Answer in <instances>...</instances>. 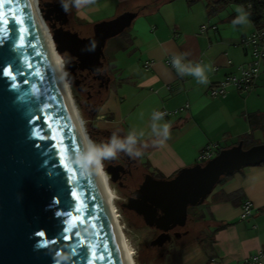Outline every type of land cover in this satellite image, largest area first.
Wrapping results in <instances>:
<instances>
[{
  "label": "water",
  "instance_id": "obj_1",
  "mask_svg": "<svg viewBox=\"0 0 264 264\" xmlns=\"http://www.w3.org/2000/svg\"><path fill=\"white\" fill-rule=\"evenodd\" d=\"M36 5L57 53L73 58L67 79L74 86L77 69L100 72L107 40L137 15L125 10L80 36L64 27V1ZM52 13H58L53 22ZM42 34L29 0H0V264H129L78 126L83 119L73 97L78 118L72 111ZM85 140L94 145L88 131ZM261 162L264 144L244 147L240 139L171 177L148 174L123 206L163 230L152 241L160 245L165 231L184 225L188 206L202 204L222 175Z\"/></svg>",
  "mask_w": 264,
  "mask_h": 264
},
{
  "label": "crops",
  "instance_id": "obj_2",
  "mask_svg": "<svg viewBox=\"0 0 264 264\" xmlns=\"http://www.w3.org/2000/svg\"><path fill=\"white\" fill-rule=\"evenodd\" d=\"M60 1L77 24L91 29L125 10L138 11L126 38L111 48L119 63L101 105L109 112H99V107L97 119L127 135L134 133L150 169L170 176L198 162L207 145L218 151L245 134L251 140L264 135V72L249 89L229 86L218 97L209 95L212 85L251 58L240 38L255 25L249 18L245 25H233L239 5L227 4L212 13L211 0ZM170 56L181 57L190 67L199 64L204 82L167 65ZM158 109L175 110L159 121L170 130L162 143L151 129ZM245 201L251 204V215L240 218ZM201 210L212 233L207 264H244L253 255L259 256L255 264H264V162L245 165L222 180Z\"/></svg>",
  "mask_w": 264,
  "mask_h": 264
},
{
  "label": "flooded vegetation",
  "instance_id": "obj_3",
  "mask_svg": "<svg viewBox=\"0 0 264 264\" xmlns=\"http://www.w3.org/2000/svg\"><path fill=\"white\" fill-rule=\"evenodd\" d=\"M59 1L60 0H55L54 2ZM66 12L68 21L64 27L74 30L70 27L71 15L67 7ZM57 15L58 13H52L50 15L52 22ZM72 59V57H69L66 60L69 62ZM75 79L79 81V84L75 86V88L83 96V98L81 95L79 96L81 108L86 110L88 116L98 113V109L105 99V91L109 90L111 82V77L105 65L100 69V72L81 71L77 69L75 72ZM107 79H109V82L106 88L105 81ZM114 133L122 140L128 136L121 127L116 126L93 130L94 137L98 144L110 142ZM135 147L140 150L138 145ZM102 160L104 161V167H108L112 172V179H110V181L121 196L119 206L128 224L136 228L148 229L150 232L149 238L141 243L138 251L137 256L140 260L144 263L173 264L176 256L185 246L197 243L203 238L199 226L201 220L199 221L198 217L197 219L196 217L193 218L188 216L184 225H175L165 231L168 237L167 235L164 236L165 240L162 244H153L152 241L163 233V230L147 226L140 215L134 210L124 207L123 204L126 203L129 198L135 196V191L139 188L148 174L155 178H163L164 176L150 169L144 159V154L137 159H132L123 152H119L114 159L102 157Z\"/></svg>",
  "mask_w": 264,
  "mask_h": 264
},
{
  "label": "rangeland",
  "instance_id": "obj_4",
  "mask_svg": "<svg viewBox=\"0 0 264 264\" xmlns=\"http://www.w3.org/2000/svg\"><path fill=\"white\" fill-rule=\"evenodd\" d=\"M38 1L41 2V1H55V0H38ZM229 5H235V6L239 5L240 6V4H237L236 2H231V3H229ZM70 22H71L70 27L73 28L74 31H77L80 36H87L90 34L91 27L89 25H83V24L79 25L73 20L72 17H71ZM129 27H127L119 35L108 39L106 42V45L104 47V53L102 56V61H104V65L107 68L108 74L111 77V82H110L111 88L113 85L112 81L114 80L115 75H116V68H117V65L119 63V62L117 63L118 60L116 59L118 52L116 51V49H111V48L115 44L116 41L126 38ZM62 60L64 63V68L66 70V82L70 86V89L72 92V97L74 98V101H75V104L79 110V113H80L82 119L84 120L85 129L87 130V128H89L87 126V119H88L87 117H89V116L87 115L86 110L82 109L80 106V104H81L80 98H79V96L81 95L80 92L78 90H76L75 86L72 83L73 82L72 79H70V80L67 79V75L69 73V71L67 70V63L68 62L64 58ZM108 92H109V90L105 91V97L104 98H106L108 96ZM81 97L83 98L82 95H81ZM99 112L108 113L109 111L105 107L100 106ZM91 121L93 122V124L95 125V127L97 129H99V128L104 129V128L113 127L111 124L97 119V116L94 119H92ZM93 142H94V145H99L97 143V140H94ZM253 142H254V144H258V143L264 144V135L255 137ZM96 156L99 158L100 161H102L101 156H99L98 154H96ZM171 176H173V175L164 176V177L168 178ZM220 183H221V181L217 183V185L215 186L213 191L218 187V185ZM109 185H110L111 191L113 192V195H114L113 205H114V209L117 211L116 213L118 216L119 225L121 226L122 230L124 231L123 234H124L125 239L128 243L127 244L128 248L133 253L134 264H155V263H144L137 256L138 251H139L140 246H141V243L143 241H145L146 239H148L150 236L149 230L144 229V228H139V227L136 228V227H133V226L128 224L127 219L125 218V216L122 213L120 206H119V201H121V196H120L119 192L116 190V188L112 185L110 179H109ZM211 194H212V192L206 197L205 201L202 204L196 205V206H188V208H187L188 216L193 217V218L194 217L199 218V216L202 214L201 206L204 205L205 203H207ZM198 220L199 221L201 220L199 222V226H200V230H201V236L203 238L200 241H198L197 243H193V244H189V245L185 246L179 252V254L176 256L173 264H207V261L209 260V256L211 254L212 233L209 231L208 225L205 223L203 218H199Z\"/></svg>",
  "mask_w": 264,
  "mask_h": 264
},
{
  "label": "built area",
  "instance_id": "obj_5",
  "mask_svg": "<svg viewBox=\"0 0 264 264\" xmlns=\"http://www.w3.org/2000/svg\"><path fill=\"white\" fill-rule=\"evenodd\" d=\"M249 6V5H248ZM204 29V26L202 27ZM240 46L242 49L250 53L251 58L243 63L237 65L236 73H229L220 82L212 85L209 89L211 97H218L227 91L229 86L242 91L251 88L262 72H264V26L255 27L249 34L243 35L240 38ZM178 56H170L165 62L169 66H173V58ZM182 63L188 64L182 60ZM147 64H150L147 62ZM155 112H162L167 116L174 111L166 109H158ZM217 151L214 145H207L198 155V162H204L215 155ZM251 215V204L245 201L242 205V212L240 218H246ZM255 225H253L254 227ZM259 260L258 255H253L247 259L244 264H255Z\"/></svg>",
  "mask_w": 264,
  "mask_h": 264
},
{
  "label": "clouds",
  "instance_id": "obj_6",
  "mask_svg": "<svg viewBox=\"0 0 264 264\" xmlns=\"http://www.w3.org/2000/svg\"><path fill=\"white\" fill-rule=\"evenodd\" d=\"M236 11L238 13L237 17L233 20V25H245L248 21V16L250 13L246 12L243 6H237ZM173 66L176 68L177 72L181 75L189 74L195 76L200 82H204L203 69L199 64L194 67L186 66L182 63L181 57L173 58ZM164 117L162 112H154L152 115L151 129L152 133L156 137L162 138L158 140L157 143H162L163 140L169 138L170 130L167 124H160ZM144 133L140 132L139 136H143ZM138 144V137L134 133H130L126 138L119 139L114 133L108 143H101L99 145H93L91 151L95 152L101 157L105 158H115L117 153L123 152L125 155L132 159H137L142 156V151L137 149L135 146ZM147 148L148 145H143Z\"/></svg>",
  "mask_w": 264,
  "mask_h": 264
},
{
  "label": "bare ground",
  "instance_id": "obj_7",
  "mask_svg": "<svg viewBox=\"0 0 264 264\" xmlns=\"http://www.w3.org/2000/svg\"><path fill=\"white\" fill-rule=\"evenodd\" d=\"M30 1V6L32 8V11L35 15V18L37 20L38 25L40 26L41 30H42V35L45 39V42L47 44V47L50 51V54L52 56V59L54 61V64L56 66L57 72L59 74V77L61 79L62 85L64 87V90L66 92L67 98L69 100V103L71 105L72 111L74 113H76V107L74 106L75 104L72 101V92L70 89L69 84L66 82V70L64 68V63H63V58L61 55H59L55 49V46L53 44V41L50 38V34L47 30L46 24L43 23L39 13L37 12V8L38 7L36 5V1L38 0H29ZM76 117H77V113H76ZM78 118V117H77ZM78 126L79 129L81 131L82 137L84 139V142L86 144L87 150L89 152V155L91 157L92 163L94 165V168L101 180L105 195L107 197V200L109 202V205L111 207V210L113 212L114 218H115V222L117 225V229L119 232V235L125 245L126 251H127V255H128V260H129V264H134V257H133V253L132 251H130V249L128 248V243L125 239V236L123 234V230L121 228V226L119 225V220H118V216H117V211L114 209V205H113V200H114V195L113 192L111 191L110 185H109V173L105 171L104 167L102 166V162L99 160V158L96 156V153L91 151L92 147L90 146V143L87 142L85 140V135H86V129H85V125H84V121L82 120V122L78 119Z\"/></svg>",
  "mask_w": 264,
  "mask_h": 264
},
{
  "label": "trees",
  "instance_id": "obj_8",
  "mask_svg": "<svg viewBox=\"0 0 264 264\" xmlns=\"http://www.w3.org/2000/svg\"><path fill=\"white\" fill-rule=\"evenodd\" d=\"M231 2H236L240 5H242L244 10L246 12L250 13L248 18L252 21V23L255 25V27L264 26V0H211L208 3V6L210 7V11H212V13H214V12L218 11L220 8L226 6L227 4H229ZM136 12H138V11H136ZM96 115H98V113H95V114L87 117L88 118L87 119V126L89 127V128H87V131H88L89 136L91 137L92 141L96 140V138L94 137V134H93V130H95L97 128L95 127V125L93 124V122L91 120L94 119ZM240 139L243 141L244 147H249V146L254 144L253 140H251L250 134H245V135L241 136ZM230 175L231 174L222 175L219 182L224 180L225 178L229 177ZM231 196L232 195H225L224 199L231 198ZM199 218H203V215L201 214L199 216Z\"/></svg>",
  "mask_w": 264,
  "mask_h": 264
},
{
  "label": "snow or ice",
  "instance_id": "obj_9",
  "mask_svg": "<svg viewBox=\"0 0 264 264\" xmlns=\"http://www.w3.org/2000/svg\"><path fill=\"white\" fill-rule=\"evenodd\" d=\"M0 72H2V70H0Z\"/></svg>",
  "mask_w": 264,
  "mask_h": 264
}]
</instances>
